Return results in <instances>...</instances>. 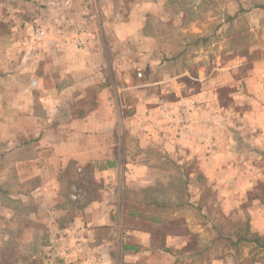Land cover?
I'll list each match as a JSON object with an SVG mask.
<instances>
[{
    "label": "crops",
    "instance_id": "crops-1",
    "mask_svg": "<svg viewBox=\"0 0 264 264\" xmlns=\"http://www.w3.org/2000/svg\"><path fill=\"white\" fill-rule=\"evenodd\" d=\"M135 1L123 18L115 13L119 22L106 33L108 43L93 39L81 51L69 45L50 58L40 47L11 44L0 57V163L30 185L12 191L0 187L3 197L20 205L17 211L0 204L2 243L16 242L24 250L16 264H235L230 254L214 256L203 247L213 231L211 218L220 210L214 198L203 202L205 189L196 183L200 176L209 178L214 188L223 164L231 163L227 158L236 161L235 131H229L226 152L220 128L203 124L205 101L215 102L219 78L211 74L204 82L210 93L202 89L193 95L177 86L183 74L151 81L148 68L167 62L148 65L139 57L158 50L143 28L160 5L158 0ZM261 66L247 77L234 69L228 83L229 98H243L237 101L241 108L236 101L229 108V116L238 119L235 129L257 148H264ZM168 82L174 89L163 94L174 92L175 98L151 106V86ZM131 97L133 105L126 102ZM176 106H188L189 124L163 127L159 117ZM128 108H133L130 115ZM206 110L214 117V108ZM192 164L199 170L186 167ZM173 165L181 172L179 185H187L181 200ZM234 179L226 188L239 187ZM81 183L86 184L84 197L71 201L65 188ZM247 190L241 189V202L249 200ZM258 204L251 226L264 235V204ZM235 207L220 205L228 217L244 211ZM18 225L22 231L12 235L9 230Z\"/></svg>",
    "mask_w": 264,
    "mask_h": 264
},
{
    "label": "rangeland",
    "instance_id": "rangeland-1",
    "mask_svg": "<svg viewBox=\"0 0 264 264\" xmlns=\"http://www.w3.org/2000/svg\"><path fill=\"white\" fill-rule=\"evenodd\" d=\"M135 2V0H103V3L99 5L98 0H0V57L4 59L3 53L11 44L40 47L41 54L45 58H50L54 52L66 50L69 45H75L76 49L81 51L93 39L94 42L96 40L99 43H108L106 33L116 22H119L115 13L119 12L120 18H123L122 16H125L126 11H129ZM157 3L160 9L155 10L154 14L146 19L143 36L155 39L158 50L153 51L151 55H141L139 59H143L148 65L150 62L164 60L167 63L165 66H156L153 63L154 66L148 68L149 78L152 81L159 80L165 75L183 74L184 78L178 80L177 86H182L193 95L202 89L207 91L205 78L211 74H217L219 95L212 104L205 101L202 112L205 110L206 116H204L203 124L208 123V127L214 124L220 128L219 139L226 152L229 131H235L232 136L236 142L233 148V157L236 161L227 158L231 163L223 164L224 171L214 180V188L211 187L209 178L200 176L196 182L205 189L206 196L203 202L209 203L214 198L213 203L218 204L220 210L218 213L214 212L211 218L214 225L213 231L205 236L206 242L203 247L207 248L209 253L213 252L214 256L230 254L235 264H264V250L261 247L255 243L240 241L242 237L253 239L255 234L264 237L253 232L251 226L252 214L260 207L255 203L263 202L264 204V148L251 146V143L244 139L242 130L235 129L238 119L234 121L229 116L231 112L229 108L234 106L236 100L229 98L228 87V83L235 76L234 69L238 72L237 76L247 77L255 66L263 65L264 67V0H158ZM40 27L47 32V37L43 40L37 39L35 35V30ZM20 28L27 29L21 33ZM95 34H98L96 39L93 37ZM79 42L83 45L79 46ZM42 43L44 45L39 46ZM131 46L133 48L135 45L131 44ZM165 89L174 88H171L169 82L151 86V106H159L163 100L175 98L174 92L164 96ZM242 89L243 85L240 84L237 90L241 94ZM242 99L239 98L237 101ZM126 102L133 105V97L126 99ZM89 103L90 101L85 102L87 105ZM190 104L193 106L195 103L191 101ZM206 106L214 110L218 108V113L215 110V114L213 110L214 117L209 116L210 111L207 112ZM187 107L176 106L174 110L170 109L172 111L170 117L167 116L169 109L165 111L159 117L161 125L174 129H179V125L187 126L181 124L183 120L180 117V114L182 116L187 114ZM125 113L132 114L133 108H128ZM3 134L1 131L0 136L2 137ZM175 134L179 136L178 133L175 132ZM2 145L3 142H0V151L3 150ZM209 145L211 146V143ZM228 151L230 152L231 149ZM229 152L228 155L232 157ZM224 155L227 156L226 153ZM172 167V177L176 179L174 183L178 189L177 199L181 200L187 185H179L181 172L174 165ZM186 167H189L192 172L199 170L196 164ZM234 175L235 182L240 183L239 187L226 188L225 184L231 183ZM4 185L9 186L11 191L19 190L20 186L23 189L30 187L26 180L22 184L15 178L9 164L5 166L1 162L0 187ZM85 185L81 183L65 188L71 201L80 202L78 201L80 196L85 195ZM243 188L248 189L249 200L242 199L241 202L239 194L242 193ZM235 190L237 193H234ZM1 193L0 191V204H9L14 210L19 211L18 202L12 201L9 197H3ZM73 195L78 196V200L73 199ZM228 204L232 207L236 206V210L242 206L244 211L231 213L228 217L220 209V205ZM203 218V224L208 225L209 223L204 222L207 217ZM9 231L14 235L22 230L18 225ZM9 231L7 236L10 235ZM2 236L0 233V264H16L24 250L16 242L2 243ZM262 242L264 243V239ZM195 244L196 240L191 239L190 247H194Z\"/></svg>",
    "mask_w": 264,
    "mask_h": 264
},
{
    "label": "built area",
    "instance_id": "built-area-1",
    "mask_svg": "<svg viewBox=\"0 0 264 264\" xmlns=\"http://www.w3.org/2000/svg\"><path fill=\"white\" fill-rule=\"evenodd\" d=\"M35 35H36V38H37V39H39V40H43V39H45V38L47 37V32H46V30H45L44 28L40 27V28H37V29L35 30ZM78 45H79V46H82L83 43L79 42ZM34 84H35V82L33 83V85H34ZM170 112H171V111H170V109H169V111H167V114H168L167 116H168V117H170L171 114H172V113H170ZM180 117H181V119L183 120V122H181V124H182V125H184V124L188 125L189 119H188V117H187V114H184L183 116H182V114H180ZM186 127H187V126H186ZM77 197H78V196H76V195H73V196H72L73 199H77Z\"/></svg>",
    "mask_w": 264,
    "mask_h": 264
},
{
    "label": "trees",
    "instance_id": "trees-1",
    "mask_svg": "<svg viewBox=\"0 0 264 264\" xmlns=\"http://www.w3.org/2000/svg\"><path fill=\"white\" fill-rule=\"evenodd\" d=\"M264 239V237H261L260 235H254L253 239H248L247 237H242L240 239V241H245L247 243H255L257 246L261 247V249L264 250V243L262 242V240Z\"/></svg>",
    "mask_w": 264,
    "mask_h": 264
}]
</instances>
